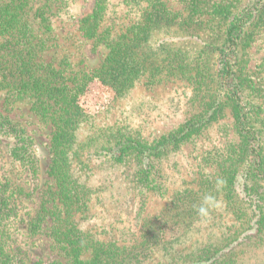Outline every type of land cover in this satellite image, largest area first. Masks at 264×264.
<instances>
[{
	"label": "rangeland",
	"instance_id": "1",
	"mask_svg": "<svg viewBox=\"0 0 264 264\" xmlns=\"http://www.w3.org/2000/svg\"><path fill=\"white\" fill-rule=\"evenodd\" d=\"M95 2L60 0L54 7L56 42L45 56L55 65L67 58L71 65H62L67 74H93L110 54L105 44L95 46L80 31ZM5 5L6 0H0V11ZM155 5L166 8L181 32L177 27L159 28L151 34L149 45L182 47L184 54L180 65L153 61L151 67L148 57L133 55L126 45L122 58L129 65L133 62L136 73L127 77L123 92L118 94L94 79L77 98L87 119L77 131L78 143L83 145L71 155L72 174L87 187L89 207L86 213H75L76 231L89 232L102 243L129 247L135 253L127 259L136 258L140 264H264V181L258 178L261 181L252 190L255 181L247 173L248 149L238 131L236 107L215 78L228 20L212 15L215 6L229 7L232 18H241L245 12L257 15L246 21L233 60L244 88L241 100L255 106L248 114L255 119L258 115V123L264 124V0H108L101 30L129 44L133 34L141 33L137 31L152 16ZM3 40L0 35V43ZM177 66L179 70L173 71ZM195 67L208 70L205 83L186 73ZM152 70L162 74L153 77ZM33 102L0 88V113L18 122L17 128L32 140L29 148L40 167L39 176H31L16 150V139L0 134V181L4 185L7 178L13 192L0 213V248L4 250L0 264H71L51 232L60 211L57 185L50 175L53 128L40 121ZM193 120L199 122L193 135L175 141L174 135ZM108 133L148 147L172 139L149 165L134 155L116 163L96 156L103 148L115 146L116 138L109 144L103 136ZM229 178H233L231 184ZM218 180L223 183L218 185ZM226 183L231 186L229 192ZM206 194L215 196L222 207L202 219L196 206Z\"/></svg>",
	"mask_w": 264,
	"mask_h": 264
},
{
	"label": "trees",
	"instance_id": "2",
	"mask_svg": "<svg viewBox=\"0 0 264 264\" xmlns=\"http://www.w3.org/2000/svg\"><path fill=\"white\" fill-rule=\"evenodd\" d=\"M60 0H6L7 5L0 11V35L4 40L0 43V88L8 89V92L19 97H28L34 100V111L41 122L51 125L52 132V166L50 175L57 185L55 196L62 203L57 215L58 225L53 226L52 234L56 243L61 245L66 251L71 264H140L136 258L127 259V255L134 254L126 246H119L114 243H102L96 240L89 232L82 235L76 231L77 222L75 213L83 211L86 213L89 207L86 198L87 187L76 180L72 174L71 155L78 154L79 147L83 143H78L77 131L81 124L86 121L87 115L83 113L79 106L78 99L84 91L89 81L98 79L103 83L113 87L118 94L126 88L128 78H132L136 73V68L128 64L122 58V49L129 45L133 55L140 54L148 57V65L168 62V64L181 62V56L185 51L182 47H173L164 44L155 49L149 45L152 33L159 28H175L181 32L179 23L172 22L167 10L161 5H155L151 17H146L141 27L133 34L130 43H123L122 37L113 38L109 32L101 30L108 11V0H96L91 14L82 19L80 31L83 36L94 41L95 46L105 44L110 49V54L103 60L99 68L93 74H67V70L62 69L64 62L69 64V60H61L58 65L46 60V52L54 48L56 36L53 27L54 7L59 6ZM229 7L215 6L212 15L222 16L219 19L228 20L225 31L224 50L220 53V66L217 70L216 81L223 88L225 97L236 107L239 117V132L242 135L244 146L248 149L247 173L255 181L251 184L252 190L256 189L262 178L264 181V124L258 123L250 114L249 110H256L255 106H250L241 100L244 88L238 79L235 69L236 63L233 60L234 50L239 46L242 34L246 30V25L251 19L257 17L253 12L243 13L240 18L229 17ZM175 23V24H174ZM190 30V28H189ZM127 45V46H126ZM208 46L205 47V49ZM162 53V56L160 54ZM71 63L68 65L70 66ZM160 67V66H158ZM150 67H147L149 69ZM186 73L192 74V79L197 83H205L209 79L208 70L199 68H189ZM175 67L173 71H178ZM155 72L151 76L161 75L162 72ZM128 77V78H127ZM213 77V76H212ZM219 98L215 99L217 102ZM209 111L213 113L215 109L209 104ZM247 109V111H246ZM211 113V114H213ZM242 118V120H241ZM193 120L189 126L181 127L180 131L174 135L175 141L186 140L193 135L196 129ZM20 124L11 118L0 113V134L11 136L16 139L17 152L21 154V160L31 176L37 178L40 173L39 160L33 154L29 146L32 140L24 135V130L19 129ZM108 143L116 138L114 147H105L96 153L98 157H107L116 163H122L129 155L137 156L141 162H152L154 157H160L164 153V148L171 144V139H162L151 146L140 144L133 138H128L119 134L111 136L105 134ZM245 149V150H246ZM78 157V156H77ZM145 175V173H144ZM5 184L0 181V213L5 209L9 198L13 192L9 189V182L5 178ZM229 178L227 182H232ZM226 191H231V186L226 183ZM240 198L239 196H236ZM85 198V199H84ZM258 200V199H255ZM51 209L56 210V206ZM83 208V209H82ZM48 210V209H47ZM2 244V240L0 241ZM1 249V248H0ZM19 253H24L19 249ZM4 253V250H0ZM29 253L28 251H25ZM4 257V256H3Z\"/></svg>",
	"mask_w": 264,
	"mask_h": 264
},
{
	"label": "clouds",
	"instance_id": "3",
	"mask_svg": "<svg viewBox=\"0 0 264 264\" xmlns=\"http://www.w3.org/2000/svg\"><path fill=\"white\" fill-rule=\"evenodd\" d=\"M223 181L218 180L217 184H222ZM222 207L221 202L211 194L203 196L200 204L196 206V212L202 219H207L210 216L212 210L220 209Z\"/></svg>",
	"mask_w": 264,
	"mask_h": 264
}]
</instances>
